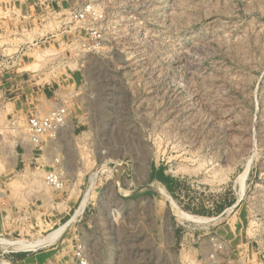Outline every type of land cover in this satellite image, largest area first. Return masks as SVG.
Segmentation results:
<instances>
[{
	"label": "rangeland",
	"instance_id": "rangeland-1",
	"mask_svg": "<svg viewBox=\"0 0 264 264\" xmlns=\"http://www.w3.org/2000/svg\"><path fill=\"white\" fill-rule=\"evenodd\" d=\"M0 96V264H264V0H0Z\"/></svg>",
	"mask_w": 264,
	"mask_h": 264
},
{
	"label": "built area",
	"instance_id": "built-area-1",
	"mask_svg": "<svg viewBox=\"0 0 264 264\" xmlns=\"http://www.w3.org/2000/svg\"><path fill=\"white\" fill-rule=\"evenodd\" d=\"M1 96H0V128H1V115H2V105H1ZM49 129H52L51 124L48 121H42L38 119H31L29 121V125L27 126V130L33 135V136H40L42 133L47 132ZM1 131V130H0ZM2 135L0 133V141H1ZM21 143L23 141L21 140ZM0 158H1V152H0ZM46 179L52 183H57V178L54 173H49L46 177Z\"/></svg>",
	"mask_w": 264,
	"mask_h": 264
},
{
	"label": "bare ground",
	"instance_id": "bare-ground-1",
	"mask_svg": "<svg viewBox=\"0 0 264 264\" xmlns=\"http://www.w3.org/2000/svg\"><path fill=\"white\" fill-rule=\"evenodd\" d=\"M59 230H61V229H59ZM57 231V230H56ZM56 233H58V231L57 232H55V234ZM59 234V233H58ZM52 235H54V234H52ZM53 238V237H52ZM52 238H50V239H52ZM47 239H49V238H47ZM45 240V239H44ZM0 242H3L4 244H10V245H12V244H16L15 242H10V241H7V240H3V239H1V241ZM48 242H50V241H48ZM47 242H45V241H43V240H41V241H38L37 242V244H36V246L38 245H44V244H46ZM49 244V243H48ZM19 248H22V249H24L25 251L27 250H32L33 249V247H36L35 246V244L32 246V245H28L27 243H19Z\"/></svg>",
	"mask_w": 264,
	"mask_h": 264
}]
</instances>
